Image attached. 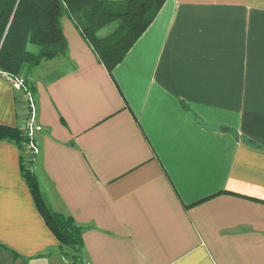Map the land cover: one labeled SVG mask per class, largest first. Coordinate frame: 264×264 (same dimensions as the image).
<instances>
[{"label": "crops", "instance_id": "0c3cea01", "mask_svg": "<svg viewBox=\"0 0 264 264\" xmlns=\"http://www.w3.org/2000/svg\"><path fill=\"white\" fill-rule=\"evenodd\" d=\"M62 27L68 55L24 68L31 168L88 264H264V0H165L112 70ZM26 115L0 73V127ZM25 155L0 139V264H61Z\"/></svg>", "mask_w": 264, "mask_h": 264}, {"label": "trees", "instance_id": "16d2710c", "mask_svg": "<svg viewBox=\"0 0 264 264\" xmlns=\"http://www.w3.org/2000/svg\"><path fill=\"white\" fill-rule=\"evenodd\" d=\"M164 2L124 0L114 5L103 0H0V73L15 77L24 73L25 67L32 69L43 60L66 57L68 43L62 27L65 15L74 19L98 59L112 70ZM0 139L36 150L34 141H29L19 127L1 126ZM31 166L32 159L27 164L24 159L23 174L41 215L60 243V255L67 258L69 250H84V228L70 215L48 205Z\"/></svg>", "mask_w": 264, "mask_h": 264}, {"label": "built area", "instance_id": "2783aa9c", "mask_svg": "<svg viewBox=\"0 0 264 264\" xmlns=\"http://www.w3.org/2000/svg\"><path fill=\"white\" fill-rule=\"evenodd\" d=\"M8 81L12 87L22 93L27 115L23 118L20 128L29 141H34L36 131L41 130V125L36 122V102L31 89L26 84L24 74H19L15 77L8 76ZM33 152V151H31Z\"/></svg>", "mask_w": 264, "mask_h": 264}, {"label": "rangeland", "instance_id": "374dc122", "mask_svg": "<svg viewBox=\"0 0 264 264\" xmlns=\"http://www.w3.org/2000/svg\"><path fill=\"white\" fill-rule=\"evenodd\" d=\"M104 2H108V3H113L114 5H118V3L123 2L124 0H103ZM104 31V29H103ZM38 132V131H36ZM36 135V134H35ZM28 155H25L26 157V164L29 162V160L31 159V155L33 152L31 146H26ZM66 249V248H65ZM66 251H63L62 253H65ZM61 253V251H60ZM61 259L63 260V263L61 262V264H88L84 250L80 249L77 252H73L71 250H69V252H67V258H64L63 255H61ZM54 264H58L57 262H54Z\"/></svg>", "mask_w": 264, "mask_h": 264}]
</instances>
